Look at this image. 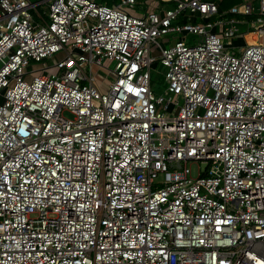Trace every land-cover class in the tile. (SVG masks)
Instances as JSON below:
<instances>
[{"label": "built area", "instance_id": "2783aa9c", "mask_svg": "<svg viewBox=\"0 0 264 264\" xmlns=\"http://www.w3.org/2000/svg\"><path fill=\"white\" fill-rule=\"evenodd\" d=\"M146 1L0 0V264H264V0Z\"/></svg>", "mask_w": 264, "mask_h": 264}, {"label": "rangeland", "instance_id": "374dc122", "mask_svg": "<svg viewBox=\"0 0 264 264\" xmlns=\"http://www.w3.org/2000/svg\"><path fill=\"white\" fill-rule=\"evenodd\" d=\"M33 3H39L40 1L42 0H31ZM98 3H107L109 4L110 7H114L115 5H120L121 1L122 0H96ZM156 3H154L153 0H147L146 2L134 7L133 9H129L130 12L136 16H140V15H143L149 7H154ZM163 8V7H161ZM168 6H165V9H167ZM232 8V7H230ZM228 8V9H230ZM42 10H45L46 9V5H44L43 7H41ZM226 9V10H228ZM238 19H241V20H244L245 22L248 21V22H251V19L252 18H248V17H239ZM171 40V42L169 41ZM172 38H169L167 39V42L168 43H172ZM259 41L256 42L255 39H254V36L253 34H249L246 36V41L243 40V39H235L232 41V44L230 43L228 46L231 48V46H234V48H231L232 51H234L236 54L238 55H241L244 48L246 47V45H259L260 43H264V38L263 37H259L258 39ZM160 42L163 41V39L159 40ZM156 54L159 53V51H154ZM59 57V55H57L54 59L52 60H48V64H49V67H51L52 65H54L55 63V59ZM41 64H34L32 66V68L35 70V71H38L41 69ZM110 69H113L114 68V64H111L109 66ZM165 68H163L160 65L156 66V71L153 70V74H152V79H153V84H155V93L157 95H162L164 94L165 92V89H166V83H165ZM94 72L98 75V76H101L103 79H105L107 77V73L108 71L106 70H103V71H98L97 69H94ZM65 116H69V115H65Z\"/></svg>", "mask_w": 264, "mask_h": 264}, {"label": "trees", "instance_id": "16d2710c", "mask_svg": "<svg viewBox=\"0 0 264 264\" xmlns=\"http://www.w3.org/2000/svg\"><path fill=\"white\" fill-rule=\"evenodd\" d=\"M240 3H241V0H222L221 8L223 10H226Z\"/></svg>", "mask_w": 264, "mask_h": 264}, {"label": "crops", "instance_id": "0c3cea01", "mask_svg": "<svg viewBox=\"0 0 264 264\" xmlns=\"http://www.w3.org/2000/svg\"><path fill=\"white\" fill-rule=\"evenodd\" d=\"M165 6H166V5H163V6L160 5V7H158L157 4H155L154 7H149V8H150V9H156V11L161 12L163 9H165ZM167 6H168V8H169V7L173 6V5H172V4H169V5H167ZM161 7H163V8H161Z\"/></svg>", "mask_w": 264, "mask_h": 264}]
</instances>
